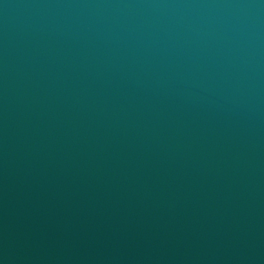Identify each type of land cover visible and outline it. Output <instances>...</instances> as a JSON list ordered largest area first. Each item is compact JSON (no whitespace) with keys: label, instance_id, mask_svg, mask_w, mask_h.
<instances>
[{"label":"water","instance_id":"obj_1","mask_svg":"<svg viewBox=\"0 0 264 264\" xmlns=\"http://www.w3.org/2000/svg\"><path fill=\"white\" fill-rule=\"evenodd\" d=\"M0 264H264V0H0Z\"/></svg>","mask_w":264,"mask_h":264}]
</instances>
